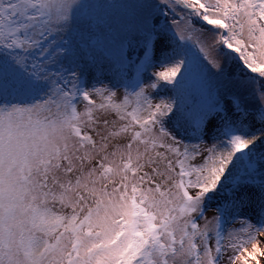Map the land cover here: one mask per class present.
Listing matches in <instances>:
<instances>
[{
	"label": "snow or ice",
	"instance_id": "1",
	"mask_svg": "<svg viewBox=\"0 0 264 264\" xmlns=\"http://www.w3.org/2000/svg\"><path fill=\"white\" fill-rule=\"evenodd\" d=\"M262 238L264 0H0V264H260Z\"/></svg>",
	"mask_w": 264,
	"mask_h": 264
},
{
	"label": "rangeland",
	"instance_id": "2",
	"mask_svg": "<svg viewBox=\"0 0 264 264\" xmlns=\"http://www.w3.org/2000/svg\"><path fill=\"white\" fill-rule=\"evenodd\" d=\"M157 70H159V69H157ZM248 211H250V210H248ZM209 215H211V213H209ZM262 239H264V238H262ZM260 247L264 248V242H262V243L260 244ZM249 250H251V249H250V246H249ZM259 259H260V264H262V257L259 258Z\"/></svg>",
	"mask_w": 264,
	"mask_h": 264
},
{
	"label": "bare ground",
	"instance_id": "3",
	"mask_svg": "<svg viewBox=\"0 0 264 264\" xmlns=\"http://www.w3.org/2000/svg\"><path fill=\"white\" fill-rule=\"evenodd\" d=\"M262 264H264V257H262Z\"/></svg>",
	"mask_w": 264,
	"mask_h": 264
}]
</instances>
